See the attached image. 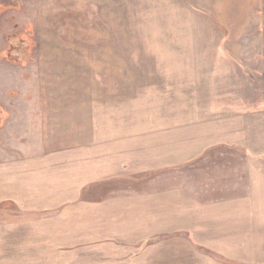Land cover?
<instances>
[{
  "label": "rangeland",
  "instance_id": "rangeland-1",
  "mask_svg": "<svg viewBox=\"0 0 264 264\" xmlns=\"http://www.w3.org/2000/svg\"><path fill=\"white\" fill-rule=\"evenodd\" d=\"M0 4V264H226L192 240L264 106V0Z\"/></svg>",
  "mask_w": 264,
  "mask_h": 264
},
{
  "label": "crops",
  "instance_id": "crops-1",
  "mask_svg": "<svg viewBox=\"0 0 264 264\" xmlns=\"http://www.w3.org/2000/svg\"><path fill=\"white\" fill-rule=\"evenodd\" d=\"M225 124L226 139L216 145L244 153L215 157L219 172L233 180V196L205 208L202 219H209L208 226L203 222L204 234L192 241L209 245L218 256L214 260L224 259L226 264H264V106L239 113Z\"/></svg>",
  "mask_w": 264,
  "mask_h": 264
},
{
  "label": "flooded vegetation",
  "instance_id": "flooded-vegetation-1",
  "mask_svg": "<svg viewBox=\"0 0 264 264\" xmlns=\"http://www.w3.org/2000/svg\"><path fill=\"white\" fill-rule=\"evenodd\" d=\"M7 2L9 1L12 5H14L15 3H16V1L17 0H6ZM0 6H1V4H0ZM30 42V44L32 45V42H31V40H30V38L28 37L27 38ZM15 44H13V45H16V46H21V44L20 43H17V42H14ZM21 48H23V46H21ZM30 50H31V48H30ZM30 53V52H29ZM14 54H16V57H13V59L12 60H15V61H17V62H21V61H25L26 59H27V57H28V53H26L25 55L24 54H21L20 52H14ZM1 114V113H0ZM1 116V115H0Z\"/></svg>",
  "mask_w": 264,
  "mask_h": 264
},
{
  "label": "trees",
  "instance_id": "trees-1",
  "mask_svg": "<svg viewBox=\"0 0 264 264\" xmlns=\"http://www.w3.org/2000/svg\"><path fill=\"white\" fill-rule=\"evenodd\" d=\"M21 62H23V61H21Z\"/></svg>",
  "mask_w": 264,
  "mask_h": 264
}]
</instances>
